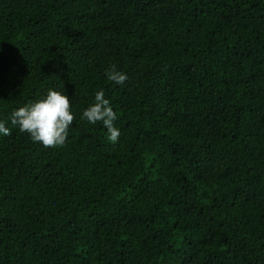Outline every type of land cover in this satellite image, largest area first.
I'll use <instances>...</instances> for the list:
<instances>
[{
	"label": "trees",
	"instance_id": "16d2710c",
	"mask_svg": "<svg viewBox=\"0 0 264 264\" xmlns=\"http://www.w3.org/2000/svg\"><path fill=\"white\" fill-rule=\"evenodd\" d=\"M49 88L63 146L0 136V264H264V0H0V119Z\"/></svg>",
	"mask_w": 264,
	"mask_h": 264
},
{
	"label": "clouds",
	"instance_id": "9594fccd",
	"mask_svg": "<svg viewBox=\"0 0 264 264\" xmlns=\"http://www.w3.org/2000/svg\"><path fill=\"white\" fill-rule=\"evenodd\" d=\"M104 75L116 85H123L128 79L127 74L118 71L115 65L105 69ZM80 119L90 125L99 122L106 129L107 139L113 143L118 141L120 129L114 123L117 114L103 89L95 92L94 102L84 108ZM73 121L69 96L65 92L49 88L45 95L14 108L7 119H0V136L10 135V124L20 133H27L33 143L42 144L46 148L63 146Z\"/></svg>",
	"mask_w": 264,
	"mask_h": 264
}]
</instances>
